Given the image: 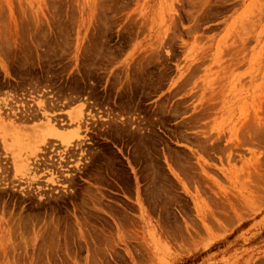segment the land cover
Wrapping results in <instances>:
<instances>
[{
  "label": "rangeland",
  "instance_id": "obj_1",
  "mask_svg": "<svg viewBox=\"0 0 264 264\" xmlns=\"http://www.w3.org/2000/svg\"><path fill=\"white\" fill-rule=\"evenodd\" d=\"M0 264H264V0H0Z\"/></svg>",
  "mask_w": 264,
  "mask_h": 264
},
{
  "label": "bare ground",
  "instance_id": "obj_2",
  "mask_svg": "<svg viewBox=\"0 0 264 264\" xmlns=\"http://www.w3.org/2000/svg\"><path fill=\"white\" fill-rule=\"evenodd\" d=\"M30 115V114H29ZM44 124H46V123H44ZM39 127V126H38ZM39 135V134H38ZM12 150V149H11ZM11 156V155H10ZM12 158H13V156H12Z\"/></svg>",
  "mask_w": 264,
  "mask_h": 264
}]
</instances>
